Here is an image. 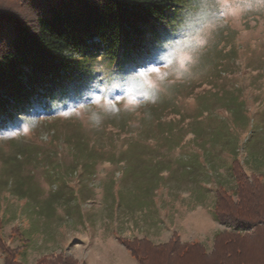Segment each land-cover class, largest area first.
Wrapping results in <instances>:
<instances>
[{
    "label": "rangeland",
    "instance_id": "rangeland-1",
    "mask_svg": "<svg viewBox=\"0 0 264 264\" xmlns=\"http://www.w3.org/2000/svg\"><path fill=\"white\" fill-rule=\"evenodd\" d=\"M238 3L258 0L188 1L139 72L81 57L92 75L72 82L68 106L34 98L26 119L0 131V235L18 261L65 252L139 264L119 238L155 230L153 217L128 214L157 203L177 213L182 242L212 251L230 229L214 207L218 187L236 199L233 161L264 182V7L234 19Z\"/></svg>",
    "mask_w": 264,
    "mask_h": 264
},
{
    "label": "trees",
    "instance_id": "trees-1",
    "mask_svg": "<svg viewBox=\"0 0 264 264\" xmlns=\"http://www.w3.org/2000/svg\"><path fill=\"white\" fill-rule=\"evenodd\" d=\"M188 1L0 0V131L12 127L11 119H26L34 98L56 111L68 106L72 82L92 75L79 60L83 56L104 55L116 70L141 71L148 64L141 57L162 45ZM232 173L236 199L218 187L214 207L215 220L230 229L217 233L212 251L199 241L182 242L176 232L160 244L119 240L139 264H264V182L237 160ZM0 248L4 264H22L19 250L6 246L1 235ZM37 261L84 264L65 252Z\"/></svg>",
    "mask_w": 264,
    "mask_h": 264
},
{
    "label": "crops",
    "instance_id": "crops-1",
    "mask_svg": "<svg viewBox=\"0 0 264 264\" xmlns=\"http://www.w3.org/2000/svg\"><path fill=\"white\" fill-rule=\"evenodd\" d=\"M188 191H180L178 190L177 193L180 194H185ZM192 192V191H191ZM187 195V194H186ZM174 198V197H171ZM151 205H157V206H153L154 208H149L148 206H146L147 208L144 209V211H142V208H140L141 211L137 212V209H133V213L128 214L130 217H138L139 213L143 214L142 218L144 219L143 222H145V219L149 218V217H153L152 222V226L154 227L152 230L150 228L149 225H145L143 227V232H147V234L145 235H138L135 237H139V238H146L150 241H152V243L155 244H160V243H164L167 242L171 239V237L173 236V233L177 232L175 229V218L177 216V213L172 210L168 205H166V203H157V204H151ZM142 222V224L144 225V223ZM141 230V227H139ZM39 258H37L38 260ZM81 261V260H79ZM38 262V261H36ZM35 262V264H36Z\"/></svg>",
    "mask_w": 264,
    "mask_h": 264
},
{
    "label": "clouds",
    "instance_id": "clouds-1",
    "mask_svg": "<svg viewBox=\"0 0 264 264\" xmlns=\"http://www.w3.org/2000/svg\"><path fill=\"white\" fill-rule=\"evenodd\" d=\"M260 7H264V0H258V3H248V4H244V3H238L237 5H233V8L237 9V12L234 14L233 18H238L239 15H243L245 12L247 11H252L254 9H258ZM206 42V41H204ZM149 71H152V72H159V69L157 68H151L149 69ZM100 95L97 94L96 96H94L92 98V100L90 101L91 103H96V104H99L100 103ZM121 98L118 97L117 98V102L120 100ZM108 103H112L111 101H108ZM129 103H133L132 101H129ZM137 106H139V104L141 103L140 101H136L135 102ZM83 106V105H82ZM119 109H114L112 111V114H116V112H118ZM76 115H79L78 112L75 113ZM64 115H68V113H64ZM92 119L97 123L99 124V121H100V118L96 115H93Z\"/></svg>",
    "mask_w": 264,
    "mask_h": 264
},
{
    "label": "built area",
    "instance_id": "built-area-1",
    "mask_svg": "<svg viewBox=\"0 0 264 264\" xmlns=\"http://www.w3.org/2000/svg\"><path fill=\"white\" fill-rule=\"evenodd\" d=\"M103 51H104V49L100 51V54H103ZM143 56H144V57H147L146 59H149V55H148V54L143 55ZM146 61H148V60H145V62H146ZM44 106H45L44 108L46 109V108H47V105L44 104Z\"/></svg>",
    "mask_w": 264,
    "mask_h": 264
}]
</instances>
